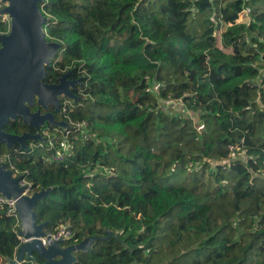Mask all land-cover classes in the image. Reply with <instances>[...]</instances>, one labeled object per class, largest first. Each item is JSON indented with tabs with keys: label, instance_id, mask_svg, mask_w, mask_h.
I'll list each match as a JSON object with an SVG mask.
<instances>
[{
	"label": "trees",
	"instance_id": "trees-1",
	"mask_svg": "<svg viewBox=\"0 0 264 264\" xmlns=\"http://www.w3.org/2000/svg\"><path fill=\"white\" fill-rule=\"evenodd\" d=\"M40 8L48 40L63 45L44 82L70 71L81 79L78 100L66 98L55 118L92 134L74 140L64 163L48 162L35 141L0 143V158L10 157L7 168L33 193L51 189L35 209L46 233L67 226L74 236L65 246L104 238L75 264H264V76L256 85L264 0H42ZM245 9L250 22L238 23ZM9 28L0 12V34ZM3 130L36 133L22 119ZM20 225L0 207L1 259H15ZM34 257L21 264H44Z\"/></svg>",
	"mask_w": 264,
	"mask_h": 264
},
{
	"label": "water",
	"instance_id": "water-1",
	"mask_svg": "<svg viewBox=\"0 0 264 264\" xmlns=\"http://www.w3.org/2000/svg\"><path fill=\"white\" fill-rule=\"evenodd\" d=\"M42 0H1L6 5L0 12L9 17L11 23L7 34H0V143L8 149L20 145L28 148V141H43L40 128L45 123L55 127H67L64 121L55 120L51 108L60 112L61 98L78 100L73 90L81 83L69 80L72 71L64 74L57 84H46V67L59 55L60 42H50L46 34L48 18L40 8ZM38 105L42 110L32 112ZM22 119L25 125L36 130L35 134L12 135L3 130L10 121ZM22 176L5 165L0 166V196L16 200V211L20 221L19 235L24 243L17 249L14 260L8 264H21L35 260L37 254L44 264H75L76 253H88L103 237H89L80 243L65 246L64 240L47 237V246L41 239L46 237V223L39 224L35 209L40 201L50 195L42 190L32 196L24 195L26 188L20 186ZM107 238L112 234L107 231Z\"/></svg>",
	"mask_w": 264,
	"mask_h": 264
},
{
	"label": "built area",
	"instance_id": "built-area-1",
	"mask_svg": "<svg viewBox=\"0 0 264 264\" xmlns=\"http://www.w3.org/2000/svg\"><path fill=\"white\" fill-rule=\"evenodd\" d=\"M250 22V11L249 9H245L238 20V23L242 24H248ZM224 27H221L219 30L216 31L215 35L219 38V41L221 42L222 39V33H223ZM264 76V69L260 70V76L256 81V85H261L262 77ZM157 92V91H156ZM155 92V94H157ZM164 108L173 109L179 112V114H182L183 116H189L192 119L195 118V121L197 122V126H202L201 122H198V116H196L194 113L187 110L185 107H183L182 104L175 105L171 101H166ZM176 108V109H175ZM65 111V109H64ZM67 127H57L54 131H44L43 132V141L38 142V146L44 148L45 151L48 153L47 161L51 163H64L66 162L71 156L73 151V145L74 140H81L82 142L89 141L92 139V134L88 130L87 124L84 122L74 123L72 121L66 122ZM232 157H236V150L237 148L231 147ZM244 154V152L242 153ZM10 157L4 156L0 158V166L5 165L7 167V164L9 163ZM9 169V168H8ZM13 167L12 170L13 171ZM14 172V171H13ZM15 176H22L23 180L20 182V186H23L26 188V191L24 195L32 196L34 193L32 191V186L27 180L23 177V175H19L18 172H14ZM8 207L9 214L15 216L18 219V214L16 211V200L14 199H8L5 196H0V207ZM74 236V233L67 227V226H61L59 227L54 233H48L46 234L45 238H42L41 241L44 246H47V237H51L53 240L58 241L60 239L64 241L71 240ZM22 243H24L23 238H20Z\"/></svg>",
	"mask_w": 264,
	"mask_h": 264
},
{
	"label": "flooded vegetation",
	"instance_id": "flooded-vegetation-1",
	"mask_svg": "<svg viewBox=\"0 0 264 264\" xmlns=\"http://www.w3.org/2000/svg\"><path fill=\"white\" fill-rule=\"evenodd\" d=\"M69 80H71V81H77V80H74V79H71V78H69ZM81 84V83H80ZM77 87V86H76ZM75 90V89H74ZM74 90H73V92H74ZM66 100V98L65 97H62L61 98V107H60V112H56L55 111V109H53V108H51L48 112H51V113H53L54 114V116H56L57 114L59 115V114H61L62 113V111H64L63 110V107H64V101ZM42 110V109H41ZM47 113V111H45V110H42V114H46ZM55 120H56V118H55ZM65 122V121H64ZM46 124H48V123H45V125L44 126H46ZM43 126V127H44ZM44 132V131H43ZM43 132H40L41 133V135H43ZM37 142H40V141H35V143H37ZM29 146V145H28Z\"/></svg>",
	"mask_w": 264,
	"mask_h": 264
},
{
	"label": "rangeland",
	"instance_id": "rangeland-1",
	"mask_svg": "<svg viewBox=\"0 0 264 264\" xmlns=\"http://www.w3.org/2000/svg\"><path fill=\"white\" fill-rule=\"evenodd\" d=\"M2 7L5 8L6 5H3V4H2ZM7 20L10 21V19H9L8 16H7ZM10 23H11V21H10ZM60 53H61V51L59 52V54H60ZM0 264H8V262H7V260H4V259H1V258H0Z\"/></svg>",
	"mask_w": 264,
	"mask_h": 264
}]
</instances>
